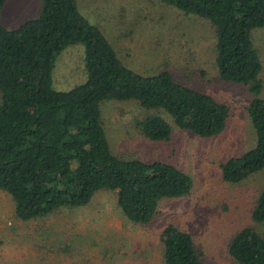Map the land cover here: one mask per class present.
<instances>
[{"label":"trees","instance_id":"16d2710c","mask_svg":"<svg viewBox=\"0 0 264 264\" xmlns=\"http://www.w3.org/2000/svg\"><path fill=\"white\" fill-rule=\"evenodd\" d=\"M41 1L35 16L13 28L4 26L0 14V189L11 195L15 215L24 220L59 206L83 205L104 188L115 192L125 216L146 223L163 197L189 192L191 176L163 160L115 154L100 118V101L135 98L200 136L226 127L230 104L177 81L168 70L143 75L126 66L76 0ZM159 1L208 19L214 27L219 76L242 82L253 93L246 107L255 143L220 162L222 178L238 182L264 169L261 61L251 34L264 26V0ZM78 41L84 45L86 78L56 89L54 59ZM135 124L149 139H166L171 132L158 112ZM251 218L264 221V187L256 194ZM159 238L163 264H208L192 234L174 222L163 226ZM227 251L240 264H264V236L254 224H245L231 234Z\"/></svg>","mask_w":264,"mask_h":264},{"label":"rangeland","instance_id":"374dc122","mask_svg":"<svg viewBox=\"0 0 264 264\" xmlns=\"http://www.w3.org/2000/svg\"><path fill=\"white\" fill-rule=\"evenodd\" d=\"M41 0H5L1 19L7 28L35 16ZM79 11L98 26L121 61L134 71L168 70L188 86L230 104L226 127L200 136L181 128L158 108H145L135 98H105L100 118L112 151L124 159H159L192 179L188 193L163 197L148 222L125 216L116 194L100 188L83 205L59 206L30 219L14 213V200L0 189V264H163L159 234L167 222L189 231L208 264H240L227 251L231 234L252 223L264 236V221L251 218V208L264 187V169L238 182L221 176L220 162L255 143L247 104L253 93L242 82L224 80L214 62L211 22L159 0H76ZM261 61L264 97V26L252 29ZM86 78L84 45L67 44L54 59L52 85L68 89ZM158 112L169 123L166 139H149L135 122Z\"/></svg>","mask_w":264,"mask_h":264}]
</instances>
